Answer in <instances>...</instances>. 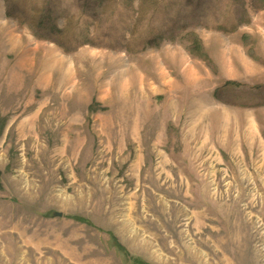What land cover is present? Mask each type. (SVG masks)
I'll use <instances>...</instances> for the list:
<instances>
[{
  "label": "rangeland",
  "instance_id": "obj_1",
  "mask_svg": "<svg viewBox=\"0 0 264 264\" xmlns=\"http://www.w3.org/2000/svg\"><path fill=\"white\" fill-rule=\"evenodd\" d=\"M137 259L264 264V0H0V264Z\"/></svg>",
  "mask_w": 264,
  "mask_h": 264
},
{
  "label": "trees",
  "instance_id": "obj_2",
  "mask_svg": "<svg viewBox=\"0 0 264 264\" xmlns=\"http://www.w3.org/2000/svg\"><path fill=\"white\" fill-rule=\"evenodd\" d=\"M74 219H75L76 221L79 220L80 222H84V221H85V220L78 219L77 217L74 218ZM116 242H117V241H116ZM117 248H119V249H121V250L123 249V247L120 246V244H119L118 242H117ZM135 262H136V264H145V263H143L142 261H140V260H138V259H137Z\"/></svg>",
  "mask_w": 264,
  "mask_h": 264
},
{
  "label": "water",
  "instance_id": "obj_3",
  "mask_svg": "<svg viewBox=\"0 0 264 264\" xmlns=\"http://www.w3.org/2000/svg\"><path fill=\"white\" fill-rule=\"evenodd\" d=\"M55 216L62 218L63 217V214L57 212V213H55Z\"/></svg>",
  "mask_w": 264,
  "mask_h": 264
}]
</instances>
